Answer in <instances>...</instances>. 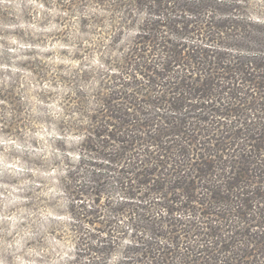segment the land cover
<instances>
[{"label":"trees","instance_id":"16d2710c","mask_svg":"<svg viewBox=\"0 0 264 264\" xmlns=\"http://www.w3.org/2000/svg\"><path fill=\"white\" fill-rule=\"evenodd\" d=\"M74 1L70 14L111 34L140 10L156 21H141L133 50L145 83L77 71L58 81L59 112L39 119L59 134L32 160L44 176L33 184L66 204L32 242H72L42 263L264 264V0ZM89 77L95 88L78 84ZM32 217L20 226L37 228Z\"/></svg>","mask_w":264,"mask_h":264},{"label":"rangeland","instance_id":"374dc122","mask_svg":"<svg viewBox=\"0 0 264 264\" xmlns=\"http://www.w3.org/2000/svg\"><path fill=\"white\" fill-rule=\"evenodd\" d=\"M74 2L0 0V264H43L41 256L47 251L54 252L53 259L71 253L69 241L58 243L49 237L43 244L32 242L47 218L65 212L66 197L56 186L50 191L33 184L44 176L41 163L37 167L32 161L35 156L53 152L49 143L59 133L52 123L39 119L43 113L59 112L55 95L65 90V84L58 82L61 77L70 78L77 71L111 75L119 69L131 75L133 84L145 83L134 73L142 70V61L133 50L142 48L141 21L156 19L140 10L132 14L133 27L113 29L111 34L107 27L110 22L103 26L82 24L81 16L70 14V3ZM85 10L95 12L93 7ZM126 81L122 78L116 84ZM78 84L89 89L95 88L97 81L89 77ZM65 141L66 148H71L78 147L81 139L67 135ZM30 187L38 192H32L35 203L25 209L22 197ZM113 198L120 199L117 193ZM48 199L54 202L53 207L48 208ZM101 199L107 206L106 198ZM31 217L37 228L20 226L22 220ZM116 259L117 254H113L109 262Z\"/></svg>","mask_w":264,"mask_h":264}]
</instances>
